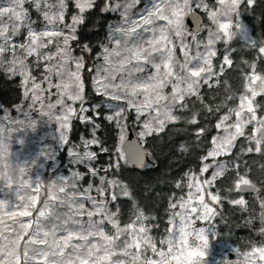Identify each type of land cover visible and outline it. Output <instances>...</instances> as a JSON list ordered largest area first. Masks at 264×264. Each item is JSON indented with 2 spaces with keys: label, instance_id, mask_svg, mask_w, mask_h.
Returning <instances> with one entry per match:
<instances>
[{
  "label": "snow or ice",
  "instance_id": "1",
  "mask_svg": "<svg viewBox=\"0 0 264 264\" xmlns=\"http://www.w3.org/2000/svg\"><path fill=\"white\" fill-rule=\"evenodd\" d=\"M0 89V264H264V0H0Z\"/></svg>",
  "mask_w": 264,
  "mask_h": 264
},
{
  "label": "rangeland",
  "instance_id": "2",
  "mask_svg": "<svg viewBox=\"0 0 264 264\" xmlns=\"http://www.w3.org/2000/svg\"><path fill=\"white\" fill-rule=\"evenodd\" d=\"M39 131H40V134H43L44 132L51 133L53 131V128L48 127V126H46L44 124H41ZM36 139H37L36 135L30 134V136H29L30 143L27 145L26 150L21 154V160H23L28 155L29 152H32V151L35 150L36 144L34 143V141ZM12 150H13V152H16L17 151L16 146H13V149ZM46 170H47V168L41 169V170H34L33 173H32L33 179L35 178L36 171H39L40 174H41V176H42V178H43L42 173L44 171H46Z\"/></svg>",
  "mask_w": 264,
  "mask_h": 264
},
{
  "label": "trees",
  "instance_id": "3",
  "mask_svg": "<svg viewBox=\"0 0 264 264\" xmlns=\"http://www.w3.org/2000/svg\"><path fill=\"white\" fill-rule=\"evenodd\" d=\"M0 97L7 98V91H6V89H0ZM42 175H43V178H44V179H47V176L49 175V173H48L47 170H46V171H44V172L42 173ZM243 235H245V232H244V231L238 230V231L236 232V236H243ZM236 236L232 237V240H233V241H235ZM224 239L227 240L228 237L225 236Z\"/></svg>",
  "mask_w": 264,
  "mask_h": 264
},
{
  "label": "water",
  "instance_id": "4",
  "mask_svg": "<svg viewBox=\"0 0 264 264\" xmlns=\"http://www.w3.org/2000/svg\"><path fill=\"white\" fill-rule=\"evenodd\" d=\"M130 138H134V137H130Z\"/></svg>",
  "mask_w": 264,
  "mask_h": 264
}]
</instances>
